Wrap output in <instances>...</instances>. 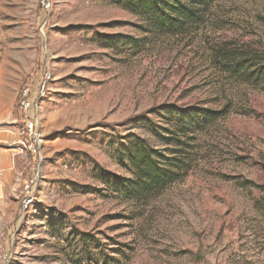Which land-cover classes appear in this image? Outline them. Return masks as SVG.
I'll return each instance as SVG.
<instances>
[{
	"label": "rangeland",
	"instance_id": "1",
	"mask_svg": "<svg viewBox=\"0 0 264 264\" xmlns=\"http://www.w3.org/2000/svg\"><path fill=\"white\" fill-rule=\"evenodd\" d=\"M146 29L121 0H0V163L22 136L20 90L51 72L41 154L0 166V264H264V88L215 58L224 43L264 50V0ZM166 104L226 112L189 142L188 172L137 199L118 188L137 139L181 151L149 130Z\"/></svg>",
	"mask_w": 264,
	"mask_h": 264
},
{
	"label": "trees",
	"instance_id": "2",
	"mask_svg": "<svg viewBox=\"0 0 264 264\" xmlns=\"http://www.w3.org/2000/svg\"><path fill=\"white\" fill-rule=\"evenodd\" d=\"M215 1L121 0L125 7L143 16L149 27L145 32L157 33L181 32L202 24ZM121 42L130 44L128 41ZM138 44L136 47L139 48ZM215 58L224 72L244 83L264 88V50L224 43L215 50ZM154 112L161 116L164 123L153 124L149 119L150 132L165 144L175 142L181 151L177 157L167 156L150 141L137 139L126 155L134 170V179H126L124 187L118 185L122 193L137 199L159 194L188 172L192 155L187 149L189 142L195 139L198 131L223 116L226 110L166 104Z\"/></svg>",
	"mask_w": 264,
	"mask_h": 264
},
{
	"label": "built area",
	"instance_id": "3",
	"mask_svg": "<svg viewBox=\"0 0 264 264\" xmlns=\"http://www.w3.org/2000/svg\"><path fill=\"white\" fill-rule=\"evenodd\" d=\"M45 6L49 8V3ZM51 72L46 71L40 81V85L36 92L32 91L30 86L22 88L19 92L18 107L25 114V134L27 135L28 148L35 154H41V146L43 142L42 124L40 110V101L47 93L48 84L51 79ZM30 192L24 204L27 206L30 203Z\"/></svg>",
	"mask_w": 264,
	"mask_h": 264
},
{
	"label": "crops",
	"instance_id": "4",
	"mask_svg": "<svg viewBox=\"0 0 264 264\" xmlns=\"http://www.w3.org/2000/svg\"><path fill=\"white\" fill-rule=\"evenodd\" d=\"M18 118L19 119H17V120H19L22 124V129H23V131H21L22 136L21 137L19 136L18 140L12 141L13 144L10 146V148H11L10 150H12L11 151L12 153L10 152V155H9V153H7L5 155L6 158H4V162L0 163V166L6 165L9 161V159L11 161V164L15 165L16 164L15 161L18 160L17 156L20 154V152H22L23 150H26V149L28 150V152L30 151V149L28 148L27 135L24 132L25 131L24 124H25L26 116L24 113L21 112L20 117H18ZM6 138H11V137L7 136ZM14 145H17V146H14ZM17 150H19V151H17ZM1 157L2 156H0V158ZM15 157H17V159H15Z\"/></svg>",
	"mask_w": 264,
	"mask_h": 264
}]
</instances>
